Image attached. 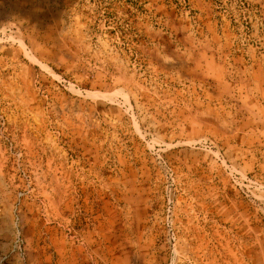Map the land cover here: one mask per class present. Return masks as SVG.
<instances>
[{"label":"rangeland","instance_id":"1","mask_svg":"<svg viewBox=\"0 0 264 264\" xmlns=\"http://www.w3.org/2000/svg\"><path fill=\"white\" fill-rule=\"evenodd\" d=\"M0 264H264V0H0Z\"/></svg>","mask_w":264,"mask_h":264}]
</instances>
